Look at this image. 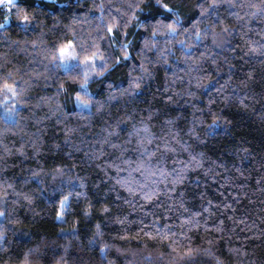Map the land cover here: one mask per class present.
Listing matches in <instances>:
<instances>
[{
	"label": "trees",
	"instance_id": "1",
	"mask_svg": "<svg viewBox=\"0 0 264 264\" xmlns=\"http://www.w3.org/2000/svg\"><path fill=\"white\" fill-rule=\"evenodd\" d=\"M14 2L0 6V84L17 93L0 90V264H264V0H217L202 19L209 0ZM69 41L100 60L86 97L80 64L53 62Z\"/></svg>",
	"mask_w": 264,
	"mask_h": 264
},
{
	"label": "snow or ice",
	"instance_id": "2",
	"mask_svg": "<svg viewBox=\"0 0 264 264\" xmlns=\"http://www.w3.org/2000/svg\"><path fill=\"white\" fill-rule=\"evenodd\" d=\"M157 3L159 5V0H157ZM0 6H3L5 8H15L16 4L14 2V0H0ZM161 6L165 11L168 12H173L174 10L171 9L169 7V5L167 3L159 5ZM217 6V0H209L208 6L204 7L203 5H198V7L201 8V15L200 17H198V19H202L205 15L208 16H212L213 15V10L215 9V7ZM252 7H256L255 5H252ZM17 18L19 23L22 26H26L30 20V17L25 13L24 9H17ZM5 21H7L9 19V16H5ZM159 23V21H158ZM180 23L179 18L177 17L175 19L174 23H169L167 24V30L169 33H174L176 32V25H178ZM196 24V21H193V25ZM0 27H3V25H0ZM112 29L109 28V31H111ZM188 29H185V32H187ZM228 30L226 28L221 29V31L218 33L215 30V25H210L209 28H206L203 30V35L207 36L209 34H211L212 36V41L213 44L216 46H219L217 44V38L218 37H222ZM194 37L197 39V42L199 41V39L202 37V31L200 29H197L194 33ZM183 44V42H181ZM72 46V42L69 41L68 44L66 45H62L59 49L55 50L53 52V62H55L57 59L61 62H67L70 58L71 59H75V53L74 50H70ZM252 51H255V48L252 49ZM127 55V54H126ZM96 54L93 53L91 56H85L84 57V61H82V64H85L86 62H92L95 59ZM93 71H95V67L93 66L92 68ZM107 70V66L105 65V67L102 69V71H106ZM89 75V72L85 71L84 73V80L80 85L81 88V92L84 94V96H88V91L86 88V84H87V77ZM197 87H201L202 85L198 82ZM129 87L132 89H137L140 87V83L136 82L135 80H130L129 82ZM0 90L11 93L13 96H16V85L15 83H8L7 80H5L2 84H0ZM76 100L78 101V103H80L81 105H87L89 103V99H84L81 96V93H77L76 96ZM218 123V119L214 117L212 125L209 126V133H211L213 127ZM25 199H28V197H25ZM68 199L67 196H64L61 198V206H63L64 202ZM0 215H4L3 211H0ZM62 212L58 211L57 212V216H61ZM107 247V245L102 244L101 245V251H103L105 248ZM189 252L191 251L190 249L188 250Z\"/></svg>",
	"mask_w": 264,
	"mask_h": 264
},
{
	"label": "rangeland",
	"instance_id": "3",
	"mask_svg": "<svg viewBox=\"0 0 264 264\" xmlns=\"http://www.w3.org/2000/svg\"><path fill=\"white\" fill-rule=\"evenodd\" d=\"M66 44H68V43H66ZM70 50H73V47L72 46H71V49ZM82 61H84V60H82ZM82 61H78L77 60V57H76L75 59H71L70 58L66 63L65 62H61V61H59V62H60V65H61L62 69H67V68L73 66L74 64L79 63L80 66H81V68H82V70H83V73H85V71L89 72V75L87 77V80H88L93 75V70H92L93 66L96 67V65L100 62V60H99V58L97 56H95V59L92 62H86L85 64H82L81 63ZM76 105L78 107H81V108H84V109H88L89 108V103L87 105H81L77 101L76 102ZM64 203H66V201Z\"/></svg>",
	"mask_w": 264,
	"mask_h": 264
}]
</instances>
